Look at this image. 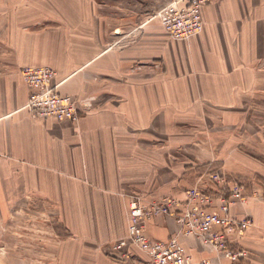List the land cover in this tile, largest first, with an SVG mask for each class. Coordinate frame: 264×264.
<instances>
[{"label":"crops","instance_id":"0c3cea01","mask_svg":"<svg viewBox=\"0 0 264 264\" xmlns=\"http://www.w3.org/2000/svg\"><path fill=\"white\" fill-rule=\"evenodd\" d=\"M102 2L127 13L111 18L112 27L84 30L87 39L81 30L70 43L62 29L32 28L41 33L18 46L9 25L0 45V220L30 201L52 202L72 237L98 246L125 235L128 192L148 202L181 199L218 168L257 173L242 161L235 133L247 130L243 116L264 115V0H210L201 33L188 42L147 19V4ZM37 66L55 70V90L77 100V123L24 108L29 89L19 69ZM242 210L264 224V204L231 208ZM177 228L160 215L145 232L166 240ZM180 241L194 259L214 260L197 239Z\"/></svg>","mask_w":264,"mask_h":264},{"label":"rangeland","instance_id":"374dc122","mask_svg":"<svg viewBox=\"0 0 264 264\" xmlns=\"http://www.w3.org/2000/svg\"><path fill=\"white\" fill-rule=\"evenodd\" d=\"M97 1L98 0H0V45L4 44L3 39L9 38V34H7L9 25H11L10 29L16 31L17 36L14 39L18 46L24 44L26 35L41 33L33 32L35 29L32 28L62 29L69 40L71 39V43L74 38L76 39V34L80 33V30L88 34L85 36L87 39V37L89 38V32H84V30H104L107 23L109 27H112L111 18L122 17L124 13H127L116 7H109L102 2V0H99L101 2L98 3ZM169 1L170 0H118V3L120 6L122 4L134 6V4L138 2L147 4V19L155 18L159 21L157 15L158 11ZM161 27L170 40L188 42L193 38L192 37L188 41L172 39L162 25ZM45 33L48 34L53 32H47V30H45L44 34ZM46 37L50 42L56 38L54 35H48ZM61 38L62 36H60V39ZM87 42H89V40H87ZM1 53L5 55L8 51L6 53L2 51ZM22 69L23 68L19 69V75L24 82L21 75ZM53 71L55 72V70ZM56 77L57 74L55 72L54 79H56ZM52 83L54 84V80ZM75 102H77V100H75ZM79 115L81 117L80 112ZM247 119L248 117L243 116V128L247 130L244 131L242 129V131L238 130L235 133L236 142L241 143L243 152L247 154V157L239 154L242 157V161H249L252 165H258V172L250 176L234 175L226 172L223 168H218L217 171H213L204 176L202 180H199V184L194 186L201 188L205 187L209 190L213 188L222 191L220 193L227 198L231 197L232 192L239 188L242 192L243 199L234 200L231 197L233 199L231 208L235 205L243 207L251 201L264 204V115L260 114L257 115V117L252 116L248 120ZM248 155L256 159L257 162L249 159ZM244 165H246V163H244ZM214 173L222 175L221 177L224 180L221 184L224 187L217 186L214 182L210 181L211 179L209 176L212 174L214 175ZM189 189L184 191L183 198L181 199L173 195H168L159 200H150L149 202L142 193L128 192L126 194L128 200L126 205L128 208L132 197H139L144 205L154 202L163 203L165 200H171L165 199L169 197L179 202L177 209L181 210V204L185 201ZM210 192L214 193L212 190ZM23 208L26 211L12 213V215L8 216L6 219L0 220V264H106L108 260L110 261L107 255L109 244L98 246L89 244L87 241L79 243L78 238L72 237L73 234L70 233L72 230L65 224V220L61 217L62 213L57 210L56 205L52 202L42 200L30 201L29 208L25 206H23ZM231 208L229 214L232 216L234 222L238 224V227L236 225L232 227L229 226L226 234L230 245L229 248L233 250V252H238L240 254L237 260L232 261L224 258V256L219 253V256L214 258L215 261L219 264H264V251L262 249L260 250L263 252L257 250L255 246L257 244L254 243L255 245H252L253 242L264 244V227H261L264 226V224L259 225L250 214L244 213L245 210L232 213ZM154 217L155 216L152 218H144V225L146 226ZM241 222H246L247 226L242 228L240 225ZM262 246L264 248V245ZM93 250H95V254ZM73 252L75 257L73 256Z\"/></svg>","mask_w":264,"mask_h":264},{"label":"built area","instance_id":"2783aa9c","mask_svg":"<svg viewBox=\"0 0 264 264\" xmlns=\"http://www.w3.org/2000/svg\"><path fill=\"white\" fill-rule=\"evenodd\" d=\"M210 0H170L157 13L160 24L172 39L188 41L201 33L203 20L202 5ZM29 95L24 108L35 118H52L57 122L77 123L80 119L77 102L70 95L57 92L52 82L55 72L48 67H25L21 71ZM2 155L0 154V160ZM222 175H210V181L224 187ZM203 188V189H202ZM193 187L187 191L185 201L178 210L174 198H165L163 203L143 204L139 197H132L127 208L125 235L108 247V256L113 264H219L215 259H194L187 251L180 237L197 239L215 257L221 253L224 258L235 261L240 253L229 247L227 229L238 224L229 214L232 200L243 195L237 188L231 197L222 191ZM217 188V187H215ZM242 188V187H241ZM214 193H211L210 191ZM243 199V198H242ZM163 215L171 217L178 225L177 231L168 239L158 241L148 238L144 218ZM239 223V221H238ZM241 222L242 228L247 225Z\"/></svg>","mask_w":264,"mask_h":264}]
</instances>
